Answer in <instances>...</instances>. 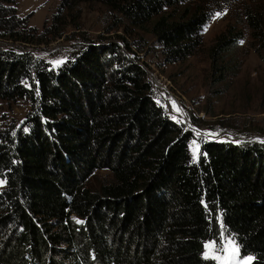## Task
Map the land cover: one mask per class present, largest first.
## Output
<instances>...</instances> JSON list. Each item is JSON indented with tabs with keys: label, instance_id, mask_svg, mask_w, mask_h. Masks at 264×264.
<instances>
[{
	"label": "trees",
	"instance_id": "obj_1",
	"mask_svg": "<svg viewBox=\"0 0 264 264\" xmlns=\"http://www.w3.org/2000/svg\"><path fill=\"white\" fill-rule=\"evenodd\" d=\"M17 4L0 0V40L28 44L36 29ZM85 4L152 35L169 64L199 54L212 15L229 9L264 62V0H61L53 28ZM245 38L230 25L208 48L215 82L238 75ZM122 40H84L57 68L0 47V101L32 107L0 126V264H217L205 247L223 234L264 264V143L197 138L156 102L144 48Z\"/></svg>",
	"mask_w": 264,
	"mask_h": 264
},
{
	"label": "rangeland",
	"instance_id": "obj_2",
	"mask_svg": "<svg viewBox=\"0 0 264 264\" xmlns=\"http://www.w3.org/2000/svg\"><path fill=\"white\" fill-rule=\"evenodd\" d=\"M60 4L61 0H18V15L28 17L30 26L36 29L32 33L33 39L28 44L0 40V47L4 50L13 48L16 52L26 51L32 57L44 60L50 68H57L83 49L84 40L98 41L103 38L108 43L124 46V39L133 49L135 46L144 48L139 56L141 62L150 68L149 75L158 105L175 121L185 123L197 138L234 144L264 143V62L252 49L250 32L237 12L224 9L216 12L220 13L219 16L214 13L204 30V47L200 53L185 63L169 64L152 35L132 28L128 23H125L127 30L124 25L119 28L117 19L121 17L100 5H82L79 20L73 22L69 17V27L64 30L53 28L50 20ZM74 23L78 27H74ZM230 25H235L246 33V38L235 51L241 68L238 69V75H228L224 81L217 83L212 77L208 48ZM31 109L30 102L25 99L0 101V126L22 122ZM192 117L200 121L199 126L192 124ZM194 142L191 144V151L197 159L200 145ZM196 145L199 146L198 149ZM109 178V173L100 172L90 186L98 189ZM4 187L5 181L0 179V191ZM229 241L239 249L232 264H245L246 261L252 264L253 257L242 256L234 239L223 234L222 247L228 248ZM209 244L214 245L211 251ZM228 254L218 250L214 242H208L204 257H220L214 260L217 264H225L223 257Z\"/></svg>",
	"mask_w": 264,
	"mask_h": 264
},
{
	"label": "snow or ice",
	"instance_id": "obj_3",
	"mask_svg": "<svg viewBox=\"0 0 264 264\" xmlns=\"http://www.w3.org/2000/svg\"><path fill=\"white\" fill-rule=\"evenodd\" d=\"M216 16H219L220 13H216L215 14ZM195 143V142H194ZM198 145H196V148L198 149ZM209 247V250L211 251L214 247V245L212 244H209L208 245ZM222 253H225V252H228L229 254L225 257H223L224 261H225V264H232L233 261L236 260L238 254H239V249L237 246H235L231 241L228 242V248H224V247H221L219 249ZM229 250H231L229 252ZM214 259H220V257H215L213 256ZM245 264H248V262L246 261Z\"/></svg>",
	"mask_w": 264,
	"mask_h": 264
}]
</instances>
